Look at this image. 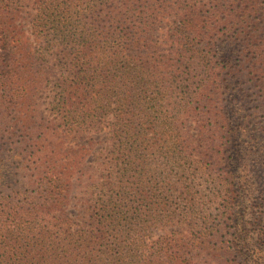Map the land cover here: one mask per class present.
<instances>
[{"label": "trees", "instance_id": "obj_1", "mask_svg": "<svg viewBox=\"0 0 264 264\" xmlns=\"http://www.w3.org/2000/svg\"><path fill=\"white\" fill-rule=\"evenodd\" d=\"M226 1L225 9L210 1L215 7L208 12L209 0H102L89 15L71 2L29 0L33 41L47 51L59 48L58 59L70 57L50 101L66 124L61 132H98L107 118L111 126L106 168L88 177L82 165L88 150H63L58 130L54 141L29 143L21 140L29 126L1 130L0 264H188L198 257L264 264V197L248 162L249 124L228 98L236 91L264 100V0ZM15 7L24 9L20 0H0V115L18 113L13 122H19L45 65L29 54L31 38L15 29ZM159 9L178 19L168 32L180 46L172 57L142 49ZM221 37L227 46L236 39V46L216 47ZM176 99L188 113L202 114L195 136L172 126ZM7 134L12 145L19 138L20 166L12 176ZM25 169L34 171L23 182L34 193L10 206L5 190L16 194ZM197 175L217 181L208 202L218 206L215 217L187 183ZM73 179L96 188L88 190L92 198L81 205L79 221L66 213ZM185 222L188 240L171 230L148 245L159 225Z\"/></svg>", "mask_w": 264, "mask_h": 264}, {"label": "rangeland", "instance_id": "obj_2", "mask_svg": "<svg viewBox=\"0 0 264 264\" xmlns=\"http://www.w3.org/2000/svg\"><path fill=\"white\" fill-rule=\"evenodd\" d=\"M19 1V0H17ZM62 1V0H61ZM67 2H71L74 5H77L78 8L83 9L89 15H92L99 9L102 0H63ZM119 1V0H116ZM202 1V0H201ZM205 1V0H204ZM216 2L217 4L223 5L227 4L226 0H206L208 4L205 5L206 10L213 11L214 7L211 2ZM20 3L23 4V8L15 7L12 11L11 17L13 18V25L15 29L22 32V35L25 37L31 38V27L30 20L35 11L31 8L29 0H20ZM226 7L223 5L222 9ZM157 20L155 24L152 26L151 37H148V40L144 42V47L146 53L149 54H162L167 57H172L170 55H176L177 49L180 47L177 43L172 44L171 40L168 38V32L170 29L174 28L178 19L175 13L171 11H167L164 13L163 9H159L157 11ZM33 41V38H31ZM234 44V45H233ZM237 44V40L233 39V43L229 46L226 44V38L221 37V42L218 43L216 47H224L227 49H233ZM239 44V43H238ZM59 48H54L52 51H47L43 47L42 42H32L30 43L29 54L34 55L35 57L43 58L44 61L42 65H45L42 68L43 75L41 76L42 84L39 92H37L32 100L31 109L26 115L19 117V122H13L16 117L20 114L18 113H4L0 115V132L2 129H6L5 132H9L8 127L6 126H29L27 132H24V137L21 140L24 143H29V141L40 139V140H49L54 141L56 137L54 136V132L58 130L59 135L56 140V144L59 147H62L63 150H70L75 152L80 148L84 147L87 149V154L82 161V165L87 168V177L96 173V171L103 172V168H106L102 162L103 156L105 154V150L103 149L108 143L107 133L109 127L111 126V118H107L103 121L100 131L98 132H82L80 134H72L65 135L62 131V128L58 126H66L63 122L62 118L56 113L53 112L52 106L50 104L51 96L53 94V88L57 84L58 81L63 80L68 74V67L66 65L67 62H70V57L65 55L64 58L58 59ZM87 58H91L89 53ZM178 96L176 95L175 98ZM228 98L231 100L232 105L237 109H242L247 115V121L249 126H247L249 130V137H246L247 144L251 145L253 149V153L248 157L249 165L252 169V176L256 179L258 187L262 190L261 196L264 197V100L262 99H252L246 94H239L236 91H232ZM185 104L194 105L192 100H188ZM172 108L175 109V112L172 113V116H176L174 121L172 122V126L177 128H184L189 130L191 135L196 134L198 130V126H200V117L202 114H198L194 112V109H191L188 113L184 108L182 103L178 102V99L174 101ZM183 116H185L183 118ZM22 119V121H21ZM180 120V121H179ZM9 137V142L6 141V150L13 147L10 152H6L7 156L12 155L11 159H7L5 167L7 170V175L12 176L11 172L16 168V166H20L21 157L17 156L14 153L16 150L17 142L19 143V138L13 140L15 142L12 145V139L10 138V134H7ZM18 136H21L20 134ZM63 137V138H60ZM59 139V141H58ZM20 140V141H21ZM29 140V141H28ZM33 170H23L24 178L16 183V194L11 195V191L9 189L5 190L6 196H13L8 199L7 202H11L10 206L16 203H22L25 201V197L31 196L34 193V188L28 189V185L23 184L24 180L32 175ZM105 172V171H104ZM12 177L9 178L11 182ZM13 180V179H12ZM174 180L177 182L176 186L181 188V179L177 176L174 177ZM87 180H85L86 182ZM80 181L73 179V189L70 193V202L66 207V213L68 217L72 220L79 221V216H81V205H89L90 202L87 200L91 197V193L88 191L89 189L96 188H84L80 185ZM217 181L212 179L211 177L204 176H194L190 177L187 183L190 184L192 188V193H194L196 202L199 203L201 207L208 204V212L215 217L219 211L218 206L216 204L209 205V199L214 191V186ZM12 183V182H11ZM77 184H79V188H77ZM178 190V189H177ZM258 194V192H257ZM86 199V200H85ZM3 201V203H7ZM250 216V215H249ZM248 216V218H250ZM195 217L193 214L192 218ZM249 220V219H248ZM197 220L193 219V224L196 223ZM187 223H176V225H159L155 228L150 235V238L147 240L148 245L151 244L152 241L158 240L160 237H164L171 230H175L177 233L175 236L182 237L185 240H188L190 237ZM258 254V253H257ZM188 264H218L216 261H213L211 257L209 258H193L192 261Z\"/></svg>", "mask_w": 264, "mask_h": 264}]
</instances>
